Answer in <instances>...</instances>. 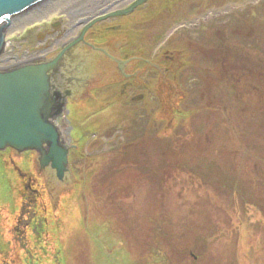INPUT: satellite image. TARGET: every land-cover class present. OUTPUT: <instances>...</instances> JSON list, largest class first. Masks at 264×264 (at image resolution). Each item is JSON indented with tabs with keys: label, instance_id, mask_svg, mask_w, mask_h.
<instances>
[{
	"label": "rangeland",
	"instance_id": "1",
	"mask_svg": "<svg viewBox=\"0 0 264 264\" xmlns=\"http://www.w3.org/2000/svg\"><path fill=\"white\" fill-rule=\"evenodd\" d=\"M193 1L192 12L148 13L139 27L152 53L172 55L161 61L159 118L122 124L108 140L78 138L73 188L53 189L62 223L33 245L52 244L42 256L55 264H264V0ZM189 38L204 48L185 63L168 47ZM98 171L110 173L106 186Z\"/></svg>",
	"mask_w": 264,
	"mask_h": 264
},
{
	"label": "flooded vegetation",
	"instance_id": "2",
	"mask_svg": "<svg viewBox=\"0 0 264 264\" xmlns=\"http://www.w3.org/2000/svg\"><path fill=\"white\" fill-rule=\"evenodd\" d=\"M195 2L192 0H50L14 21L13 27L15 28H19L27 21H36L33 26L29 27L34 28L30 33L32 39L21 40L25 31L9 38L18 49L21 48L22 42L29 44L36 38L39 39V36L45 31H49V33L44 34L45 38L39 40L37 45L49 43L51 47L45 51L46 54L59 50L63 45L84 34L86 42L102 45L105 48H109L112 43H115L114 54L117 52L121 60L129 61L130 64L138 62L141 66H137L139 69L136 68L134 73H131L130 67L125 70V73L114 75V80L109 84H100L92 91L89 102H86L80 111L74 113V117H70L69 123L72 132L69 138L74 139L77 146L71 150V157L78 153L75 152L78 150V138L81 141H88L85 136H93V139L106 138L108 140L122 128V124L123 128L128 130L135 128L140 122H143L145 126L148 116L150 118L155 112L159 118L162 113L159 110L161 102L156 93L158 86L160 87L158 80L163 68L161 61L162 59L171 60L172 55L168 51L161 52L162 45L152 53L154 43L144 35L145 29L143 27L139 29V27L143 22H148V13L192 12L197 8ZM210 2L211 0H202L200 3L203 9H207L211 5ZM189 7L190 9H188ZM56 10L58 14L51 15ZM135 32L138 33V36ZM175 40L174 43L178 42V45L175 46L172 43L168 48L176 50L178 55H184L185 63L188 62L186 59L197 60L198 49L204 48L201 44L197 50L195 46L191 48L192 39ZM193 42L196 43L194 40ZM187 48L190 55L183 53L187 52ZM206 50L208 49L206 48ZM4 63L10 64L11 60L7 59ZM149 66L151 68H148ZM143 68L146 69V73H137ZM189 72L190 70L187 71V73ZM170 74H173V71L170 70ZM172 77L175 76L172 75ZM179 77V80L182 81L181 77L184 76ZM137 78L138 84H136ZM107 102L112 103L104 109L97 108L100 103ZM91 104H96V106L88 108V105ZM87 109L89 111L96 110L83 122L78 121L76 118ZM162 126L160 124L159 128ZM158 133L157 139H159ZM122 146H126V144H122ZM119 147L112 151L120 152ZM70 164L77 172V168L74 166L79 165L75 162ZM83 168L85 169V166ZM78 175L82 181L86 178L85 175L83 177V174ZM100 175L108 177L96 181L95 184L106 186L107 181H110V173L102 174L101 172ZM1 177L3 179L0 181V264H17L22 255L35 257L33 262L29 261V264H55L51 257L49 259L42 256L45 252L46 254L51 253L52 244L51 249L47 245L46 250L41 245H35V247L33 245L42 237L46 238L47 242L49 241L48 239L52 237L51 230H47V227L43 225H45L44 223L54 225L58 219L57 217L53 218V215L58 216L56 215L58 212L63 213L62 206L64 205L61 203L62 206L56 209L50 194L52 190L49 186L53 189L57 185H51V180L47 181V178L32 171L27 163L21 161L19 156L10 154L9 150L0 151V179ZM99 186L97 187L100 188Z\"/></svg>",
	"mask_w": 264,
	"mask_h": 264
},
{
	"label": "water",
	"instance_id": "3",
	"mask_svg": "<svg viewBox=\"0 0 264 264\" xmlns=\"http://www.w3.org/2000/svg\"><path fill=\"white\" fill-rule=\"evenodd\" d=\"M49 1L0 0V151L19 156L47 181L60 182L63 190L73 188L70 152L77 147L69 138V117L85 106L100 84H109L108 78L130 69V63L114 54L115 43L105 48L86 42L84 34L46 54L49 43L37 45L49 33L45 31L18 49L8 37L17 29L14 21ZM35 23L27 21L18 28L25 31L21 40L32 39L34 28L29 27ZM7 59L12 62L4 63ZM56 215V222L62 223L63 214Z\"/></svg>",
	"mask_w": 264,
	"mask_h": 264
},
{
	"label": "bare ground",
	"instance_id": "4",
	"mask_svg": "<svg viewBox=\"0 0 264 264\" xmlns=\"http://www.w3.org/2000/svg\"><path fill=\"white\" fill-rule=\"evenodd\" d=\"M115 55H118V53L116 52ZM76 112H77V111H76ZM69 119H70V117H69ZM69 178H70V177H69ZM48 179L52 181V184H51V185H53V186H54V185H57L56 188H55V187L53 188V189H55V191H57L56 189H59V190H60V187H61V186H60V182H58V181L55 180L54 178H52V179H51V178H48ZM61 185H62V184H61ZM78 185H79V184H78ZM76 187H77V186H76ZM77 189H78V188H77ZM57 192H58V191H57ZM72 193H73V195H74L75 192H72ZM64 198H65V197H64ZM66 198H67V197H66ZM72 198H73V197H72ZM53 218H55V217L53 216ZM55 219H56V218H55ZM44 224H45V225H43V226H46L47 229H49V230L51 229V226H52L51 223H47V224L44 223ZM59 231L61 232V230H59ZM61 233H62V232H61Z\"/></svg>",
	"mask_w": 264,
	"mask_h": 264
}]
</instances>
